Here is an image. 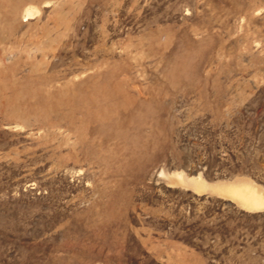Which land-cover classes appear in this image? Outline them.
Here are the masks:
<instances>
[{"label":"rangeland","instance_id":"374dc122","mask_svg":"<svg viewBox=\"0 0 264 264\" xmlns=\"http://www.w3.org/2000/svg\"><path fill=\"white\" fill-rule=\"evenodd\" d=\"M264 0H0V264H264Z\"/></svg>","mask_w":264,"mask_h":264},{"label":"bare ground","instance_id":"6f19581e","mask_svg":"<svg viewBox=\"0 0 264 264\" xmlns=\"http://www.w3.org/2000/svg\"><path fill=\"white\" fill-rule=\"evenodd\" d=\"M225 189L226 192L243 200L250 207L258 209L264 206V196L248 184L228 185L224 191Z\"/></svg>","mask_w":264,"mask_h":264}]
</instances>
